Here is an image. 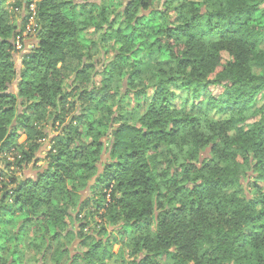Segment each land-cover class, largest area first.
<instances>
[{"label":"clouds","instance_id":"9594fccd","mask_svg":"<svg viewBox=\"0 0 264 264\" xmlns=\"http://www.w3.org/2000/svg\"><path fill=\"white\" fill-rule=\"evenodd\" d=\"M0 264H264V0H0Z\"/></svg>","mask_w":264,"mask_h":264}]
</instances>
